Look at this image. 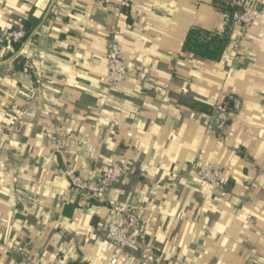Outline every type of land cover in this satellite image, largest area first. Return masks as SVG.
<instances>
[{
	"label": "crops",
	"instance_id": "crops-1",
	"mask_svg": "<svg viewBox=\"0 0 264 264\" xmlns=\"http://www.w3.org/2000/svg\"><path fill=\"white\" fill-rule=\"evenodd\" d=\"M254 1L256 21L234 25L210 60L184 43L191 29L225 25L216 0H0V264H145L107 239L123 217L66 175L96 180L114 161L125 171L111 194L141 216L160 264H264V0ZM29 18L10 52L8 33ZM112 41L128 68L120 84L108 81ZM23 58L32 71L17 67ZM209 163L226 189L202 179Z\"/></svg>",
	"mask_w": 264,
	"mask_h": 264
},
{
	"label": "built area",
	"instance_id": "built-area-1",
	"mask_svg": "<svg viewBox=\"0 0 264 264\" xmlns=\"http://www.w3.org/2000/svg\"><path fill=\"white\" fill-rule=\"evenodd\" d=\"M223 5L235 6L236 0H221ZM261 12L254 0H248L240 8L233 10L234 25H239L243 32L251 26ZM26 36L24 28L14 29L8 33L13 41H20ZM34 69L32 60L25 61L23 70L30 72ZM128 75V68L121 47L112 41L108 50V81L110 84L122 83ZM213 114L216 117L217 129L220 135L227 136L231 112L226 102L220 101L214 104ZM61 144V143H60ZM124 167L120 162H111L104 175L96 180H90L76 173L70 167L66 169V175L76 191L94 198L104 199L111 212L123 217V222L113 220L107 228V239L114 247L123 251L136 253L145 264H160L157 260L156 249L148 241L146 227L141 216L133 209L121 205L111 194L114 181L120 179L124 174ZM201 177L205 182L218 189H226L227 182L224 178L220 165L209 163L200 170ZM25 264H34L25 258Z\"/></svg>",
	"mask_w": 264,
	"mask_h": 264
},
{
	"label": "trees",
	"instance_id": "trees-1",
	"mask_svg": "<svg viewBox=\"0 0 264 264\" xmlns=\"http://www.w3.org/2000/svg\"><path fill=\"white\" fill-rule=\"evenodd\" d=\"M236 5L233 6H226L223 5L221 0H216V2L219 4V6L222 8L223 13L225 15V25L222 27L220 31H209L202 28H194L191 29L190 32L187 35L186 41L184 43V49L186 51L195 53L197 55L203 56L210 60H219L226 48L228 47V44L230 42V36L232 33V29L234 26V19H233V10L235 8H240L243 6L244 3H246L248 0H236ZM128 12V8H124ZM23 27L26 30V36L24 37V40H26L31 32L34 29V25L36 24V19L29 18L22 21ZM8 41L5 42L7 47L9 48L10 52L16 53L20 47L22 46L23 39L20 41H13L10 38L7 39ZM36 37L32 38L30 40L31 43H35ZM25 59H21L17 67H24ZM203 109L207 112H211L212 108L208 106H204ZM99 200L106 203L104 199Z\"/></svg>",
	"mask_w": 264,
	"mask_h": 264
}]
</instances>
